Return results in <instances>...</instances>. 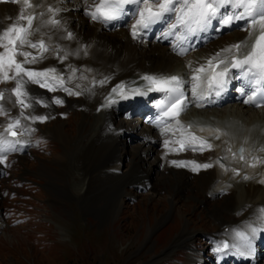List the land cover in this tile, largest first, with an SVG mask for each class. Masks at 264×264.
<instances>
[{
  "label": "bare ground",
  "instance_id": "6f19581e",
  "mask_svg": "<svg viewBox=\"0 0 264 264\" xmlns=\"http://www.w3.org/2000/svg\"><path fill=\"white\" fill-rule=\"evenodd\" d=\"M30 2L34 6L48 4L60 7L61 12L57 18L61 20L63 27L59 31L42 28L40 35L47 33L48 36H51L50 40L46 39V43L56 51L45 53L44 59L26 65V67L37 72L55 69V73L48 74L50 77L63 75L65 87L70 88L73 92L78 91L84 96L83 99L71 100L64 93L52 96L37 86L31 89L29 83L26 85L29 95L41 101L35 104H32L31 100L27 101L31 104V107H28V112L24 111L28 117L36 116V111L40 109L41 103L47 106L45 113L54 114L58 109L54 106L53 101L57 99H66L69 108L82 107L78 137L68 134L63 125L47 130L48 134L55 136L64 147V152L56 157L61 170L54 172L59 178L70 177L72 179L65 186L55 185L52 186V189L72 198L77 193L81 194L85 186H89L93 178L98 176L106 183L116 184L121 203L124 198L133 196V193L128 189L129 186L143 187L145 180L156 179L157 174H168L169 176L165 175L163 180L172 185L175 190H183L184 187H188L189 181L179 178L180 170H175L174 167H185L196 172L207 169L200 167L193 170L196 165L210 164L211 167L208 170L200 172L198 186L209 194L233 191L222 207L210 211L219 223V230L221 229L217 234L218 242L222 243L226 237L229 244L232 245L236 242V231L243 230L249 223L254 226L258 224V209L264 207V183L261 182L264 181V163H261L264 161V151L261 150L264 149V111L263 109L249 110L250 103H244L245 100L240 99L239 88L244 87L239 84L242 79L238 82L237 78H232L231 72H228L229 82L223 90L215 87L210 89L207 79L203 77L214 75V73L201 74L202 86L199 89L198 100L200 107L197 111H189L187 108L189 98L184 113L178 117L183 128L177 125V119L172 122L161 118L157 119L154 104L152 110L148 112V116L142 118L144 104L154 98L149 90L152 89V86L148 84V81L142 79L144 76L178 75L185 81L186 78L194 75L193 70L200 65L207 67L208 59L221 49L242 41H250L249 35H235L215 48L202 50L212 37L217 36V32H224V29L217 27L219 25L213 21L212 26L206 32L184 42L183 46L187 51L185 55L181 56L177 54V50H174V45L178 43L177 36L171 35L167 38L161 36L164 30L168 31L169 26L157 30L145 44L149 48H145L142 44L143 40H146L145 38L150 35L152 29L148 32L143 31L137 38H133L131 25L137 18L124 24L109 26L101 21H94L85 14L90 10L93 2L88 7L84 6V0H30ZM22 3L23 0H19V3L0 0V24L8 26L18 16ZM34 10L39 11L40 9H27V12L30 14ZM88 30H91V33L86 35ZM180 31L182 34V30ZM67 32L72 34L73 39L65 38ZM25 50L33 51L35 54V50ZM58 54L64 58H58ZM17 59L22 58L17 57ZM189 62H191V68L188 67ZM70 68L76 69V71L72 72L69 70ZM229 69L232 68L229 66ZM222 70V68L216 69V71ZM187 73H191V75L186 76ZM69 77L71 79H68ZM82 77H86V79H82ZM105 77L108 80L101 85L99 81ZM43 79L41 77V80ZM93 81H96L95 85H93ZM48 83L56 85L58 81H49ZM121 84L124 85V95L127 98L113 94L116 102L105 106L106 98L112 93V89ZM184 84L181 86L183 87ZM77 85L79 87H76ZM232 85L233 88L230 90ZM14 86L13 81V84L7 87L5 99L1 102L6 110L10 109L13 112L10 118L0 120L3 126H8L10 121L20 118L21 107L15 103V97L10 93ZM2 88L0 86V90ZM132 89H139L140 93L145 94L132 92ZM183 89L185 88L183 87ZM217 91L221 93L218 96L216 95ZM215 101L231 104L230 108L220 110L218 105H215L216 107L211 105ZM130 106H134L136 112V114L135 112L131 113V117L127 113ZM114 108L122 111L121 113L125 112L126 117L115 118ZM150 118L152 120L148 123ZM20 119H23L24 122L22 128L25 129V132L23 133L28 136V133L33 132L35 123L31 119ZM188 125L191 127L189 128ZM232 126L237 131L233 132ZM125 133L141 134L142 144L133 147L134 150H139L136 158H130V155L133 156L134 153H128L129 148L122 141ZM193 135L201 139H193ZM86 137H88V141ZM173 137H177L178 140H173ZM165 141L168 142L167 145ZM202 141H207L212 147L208 148L202 144ZM181 145H184L183 150H180ZM201 147L203 150H199ZM194 148L197 150H193ZM241 149H243L242 153ZM70 152L77 154L78 157H86L84 165L80 163V169H78V163L70 161ZM201 152H207L206 156L200 155ZM233 153L236 155L233 156ZM241 155L243 159H240ZM191 158H195V160H189ZM93 159L99 160L95 162ZM126 161L131 162L129 168L125 166ZM173 161L183 162V166H177L172 163ZM253 164L255 167L251 166ZM42 167L46 168L44 164ZM181 171L188 173L184 170ZM237 171L239 175L236 174ZM77 176L80 178L79 181L76 180ZM245 176L249 178L244 179ZM72 191H75V194ZM175 197L176 195H173V198L170 199L174 207L177 205ZM117 207L119 206L117 205ZM116 210L118 211L117 208ZM242 212L245 214L239 220L224 219L225 215L237 216ZM227 225L230 228L226 231L224 228ZM185 234L187 233H183L160 258L174 251ZM260 248L263 249L262 253L259 251ZM202 257V255L191 254V263L201 261ZM261 260L264 262V237L257 234L252 240L250 253H245L242 261L255 263ZM258 264L264 263L259 262Z\"/></svg>",
  "mask_w": 264,
  "mask_h": 264
},
{
  "label": "rangeland",
  "instance_id": "374dc122",
  "mask_svg": "<svg viewBox=\"0 0 264 264\" xmlns=\"http://www.w3.org/2000/svg\"><path fill=\"white\" fill-rule=\"evenodd\" d=\"M85 4H87V1H85ZM238 31L241 32V30ZM238 31L225 34L216 40L214 45L223 43V41L226 42L229 37L235 35ZM87 33L90 34L91 30H88ZM193 85L194 82L191 81L189 86L191 92H193ZM191 96L194 97V94L191 93ZM193 100V103H197L195 102L196 99ZM195 105L189 110L196 108ZM59 107L61 115L66 114V119H63V115L59 119L48 118L44 114L45 109L41 107L40 113L43 117L48 118L39 122L40 127L43 126L44 133L42 135L51 138L52 134H48L46 130L63 125L68 134L78 137L80 134L79 122L82 120L81 111L65 105ZM72 111L74 112L70 113ZM12 114L13 112H10L8 117L10 118ZM3 116V118L6 117L5 114ZM36 116L38 115L36 114ZM2 117L0 114V118ZM20 120L22 127H24L23 119ZM33 122L35 123L34 127L37 126V122ZM46 122L51 123L47 124ZM1 126L3 125L0 123V129ZM87 139L88 137H86ZM53 141L56 145L44 144L46 141L42 136H39L37 138L38 147H46L40 150L42 158L36 152L33 154L34 158L30 154H27L28 156L24 155L18 159V162H12L13 164L8 168V173L0 177V214L3 217L0 218V222L2 219L7 222L0 232V264H166L164 261L174 258L176 252L187 248L190 241H193L192 246L198 248L206 249L210 246L211 241H208V237L204 232H207V230L215 231L219 228V224L210 211L222 207V204L233 193L220 194L213 198L208 197L206 198L207 202L202 203L199 199L205 197L198 186V177L189 179L188 175L187 180L191 181V188L186 189L184 187L186 190L180 194L179 192L184 189L177 191L172 185L163 180L165 175L166 177L169 176L168 174H157L156 179H152V188L136 191L133 189L134 187H130L129 190L135 194V197L127 198L126 201L124 198L120 203L116 184L106 183V181L101 180V177L97 176L89 183V186L92 184V191L89 195L81 198L80 194H75V190L72 191L75 196L71 199L69 196L58 192L59 195L52 189L46 188L49 181V177L46 175L57 176L54 171L61 170V167L57 163L56 157L64 152L63 144L58 140L56 141L55 138ZM129 143L128 145L135 146L138 144L137 142ZM130 151L134 153L133 156L130 155V158H136L137 152L134 149H130ZM70 153V161L78 163L79 168H77L80 169V163L84 165L86 157L81 156V158L73 152ZM98 160L93 159L95 162H98ZM24 163L36 169L37 173L44 164L46 168L42 170L46 175L39 174L38 176L35 174L37 177L19 178L22 176ZM125 166L127 168L126 164ZM178 176L181 179H186L185 174L181 172ZM14 177H17L14 187L11 184L7 186L8 181ZM57 177L54 179L55 184L64 185L66 183L65 178L62 177L65 179L63 180ZM39 179L44 182L45 195L35 191L36 186L41 184ZM6 186L9 189L8 198L10 200L8 203L13 205L10 210L13 218H7V215L3 214V209L1 211V192ZM89 186L86 185L81 194L88 193L91 189ZM104 187L111 191H117L116 197L113 200L111 199L106 206L105 198L110 192L108 189L105 190ZM175 192L177 194L175 198L177 205L174 207L170 199L173 198ZM42 198L45 199L47 204L42 203L44 202ZM74 198L81 199L78 202ZM114 205H116L115 208ZM64 209L69 210V212L64 211ZM14 218H17L16 221L21 222L14 225L11 223ZM224 218L230 220L231 217L226 215ZM150 229L152 231L149 232ZM186 231H192L195 236L188 242L186 240L175 251L169 252L170 254L167 253L169 255L165 258L157 260L156 255L173 244ZM192 235V233L191 235L188 234L184 239ZM208 252L207 249L206 254ZM186 253L179 255L182 256Z\"/></svg>",
  "mask_w": 264,
  "mask_h": 264
},
{
  "label": "snow or ice",
  "instance_id": "6c2138e0",
  "mask_svg": "<svg viewBox=\"0 0 264 264\" xmlns=\"http://www.w3.org/2000/svg\"><path fill=\"white\" fill-rule=\"evenodd\" d=\"M4 2L19 3V0H4ZM128 4L136 5L137 19L131 25L133 38H137L141 32L150 29L153 24L164 21L166 17L174 16L176 22L168 27V31L163 33V36L164 38L171 35L177 36L178 43L174 45V50H177V54L181 56L185 55L187 51L183 46L184 42L198 36L200 33L206 32L212 26L213 21L220 28H224L230 27L239 20H246L251 43L242 41L223 48L208 59L207 67L200 65L194 69V75L191 79L198 83L193 85V94H196V88L200 86L199 82L202 79L201 75H196L195 73H214L211 76L205 75L203 78L207 79L210 89L215 87L223 90L229 82L226 79L229 66L241 69L239 78L245 81V86L239 89L241 95H247L249 91L251 92V95H248L244 103L255 104L257 96L264 93V0H93L90 10L86 11L85 14L94 21H101L107 24L126 15L125 6ZM27 9L40 10H34L29 14ZM60 12V7L48 4L34 6L30 0H23L18 16L6 27L0 24V82L14 81L15 86L10 90V93L15 97V103L21 107L20 118L33 121L47 119V117L43 116L28 117L25 115L23 109L31 107V104L27 103V101L31 100L32 104L41 102L29 95L26 89L28 83L49 87V81H58L56 86L63 88L69 95L80 94L78 91L73 92L70 88L65 87V77L63 75L59 77H50L48 75L49 73H55V69L37 72L26 67V65L34 64L44 59L45 53L56 51L55 48L46 43V39L50 40L51 36H48L47 33L40 35V33L42 28H48L49 31H59L63 27L61 20L57 18ZM180 30H182V34ZM65 38L73 39V36L70 32H67ZM25 49L35 50V54L33 51H26ZM17 57L22 59L18 60ZM58 58L63 59L64 57H60L58 54ZM188 67H192L191 62H189ZM219 68L223 70L216 71ZM69 70L72 72L76 71V69L71 68ZM41 77L44 79L41 80ZM68 79H71V77ZM82 79H86V77H82ZM142 79L148 81L150 85L157 86L149 90L162 91L167 94V103L171 105V108L164 112V116L178 117L180 112L186 107L184 92L181 88L185 81L177 75L162 78L144 76ZM107 80L108 78L105 77L99 83L103 85ZM253 81L259 87H253ZM92 83L95 85L96 81ZM76 87L79 86L77 85ZM50 90L55 89L50 88ZM86 90L90 91L91 89ZM131 91L145 94L140 93L139 89H132ZM113 94L127 98L124 95V85H117L112 89L109 97L106 98L107 104L105 106H110L116 102ZM216 95H220V91H217ZM4 99L5 93L0 90V101ZM172 101H175V103H172ZM56 103H62V101L57 99ZM165 103L166 101L162 100L158 102V106H163ZM0 114H6L2 103H0ZM20 118L9 122L5 132L16 137L18 134L14 129L20 126ZM176 123L179 127H184L178 119ZM188 127L190 128L191 125H188ZM192 138L201 139L194 135ZM217 139H219L218 136ZM19 142L18 139L8 140L3 135H0V155L7 151L15 150ZM167 143L165 141L166 145ZM202 144L208 148L212 147L207 141H202ZM183 149L184 145H181L180 150ZM193 150L197 149L194 148ZM199 150H203V147ZM261 150L264 151V149ZM240 151L242 153L243 149ZM235 155L233 153V156ZM240 159H243L242 155ZM172 163L177 164V166H183V162L177 163L173 161ZM261 163H264V161H261ZM251 166L255 167V164ZM200 167L207 168L211 167V165H196L193 170H197ZM236 174L239 175V172L237 171ZM248 178V176L244 177V179ZM261 182L264 183V181ZM258 213V224L256 226L249 223L245 225L243 230L235 232L236 242L231 245V248L239 255L250 253L252 240L258 232H264V207L258 209ZM229 248V244L225 243L222 247L218 246L214 251L224 252L229 250Z\"/></svg>",
  "mask_w": 264,
  "mask_h": 264
}]
</instances>
